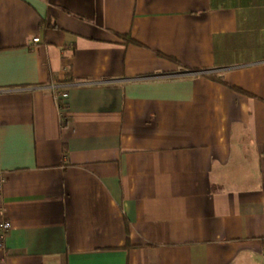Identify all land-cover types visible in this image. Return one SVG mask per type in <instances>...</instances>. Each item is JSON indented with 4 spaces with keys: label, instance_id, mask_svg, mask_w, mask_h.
Masks as SVG:
<instances>
[{
    "label": "crops",
    "instance_id": "0c3cea01",
    "mask_svg": "<svg viewBox=\"0 0 264 264\" xmlns=\"http://www.w3.org/2000/svg\"><path fill=\"white\" fill-rule=\"evenodd\" d=\"M5 220L0 264H264V0H0Z\"/></svg>",
    "mask_w": 264,
    "mask_h": 264
},
{
    "label": "built area",
    "instance_id": "2783aa9c",
    "mask_svg": "<svg viewBox=\"0 0 264 264\" xmlns=\"http://www.w3.org/2000/svg\"><path fill=\"white\" fill-rule=\"evenodd\" d=\"M37 37H35V38H33V41H37ZM67 95V93L66 92H59L57 95H56V97H57V100H58V97H65ZM0 227H1V229L3 230V232H5V231H7L8 229H9V227H10V222L9 221H7V220H5V221H3V222H1L0 223Z\"/></svg>",
    "mask_w": 264,
    "mask_h": 264
},
{
    "label": "trees",
    "instance_id": "16d2710c",
    "mask_svg": "<svg viewBox=\"0 0 264 264\" xmlns=\"http://www.w3.org/2000/svg\"><path fill=\"white\" fill-rule=\"evenodd\" d=\"M128 39H130L129 37H127ZM210 77L214 78V79H218L219 81H222L221 79L217 78L216 76L212 75V74H209ZM237 89L238 91H242L241 89L239 88H235ZM243 92V91H242Z\"/></svg>",
    "mask_w": 264,
    "mask_h": 264
}]
</instances>
